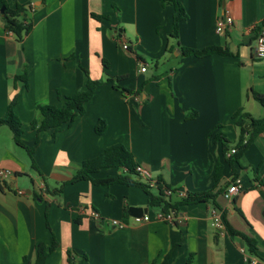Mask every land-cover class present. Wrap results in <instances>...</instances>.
<instances>
[{
  "label": "crops",
  "instance_id": "1",
  "mask_svg": "<svg viewBox=\"0 0 264 264\" xmlns=\"http://www.w3.org/2000/svg\"><path fill=\"white\" fill-rule=\"evenodd\" d=\"M4 1L11 9L34 3L33 28L22 41L0 18V118L17 99L22 140L35 147V167L11 130L1 127L0 168L13 175L0 184V264H36L38 246L50 248L54 240L58 247L46 264H162L168 256L169 264H264V133L239 163L228 162L240 138L234 116L264 117L252 96H264V59L255 55L264 0H177L188 15L178 38L172 37L175 9L161 0ZM224 15L234 25L218 33ZM214 46L231 54L183 55L186 48ZM108 78L123 79L118 89L97 88L85 113L61 130L32 129L37 105L62 107L66 97L87 89L89 79ZM100 120L107 124L102 135L95 130ZM116 144L151 172L157 186L161 180L170 187L174 201L211 191L221 166L218 211L257 241V255L250 256L240 237L214 229L212 202L182 207L178 224H169L158 219L163 212L149 206L142 187L67 184L85 161ZM120 173L104 169L94 179ZM236 180L244 191L227 200L224 193ZM131 208L144 213L134 217ZM114 220L126 227L116 228Z\"/></svg>",
  "mask_w": 264,
  "mask_h": 264
},
{
  "label": "trees",
  "instance_id": "2",
  "mask_svg": "<svg viewBox=\"0 0 264 264\" xmlns=\"http://www.w3.org/2000/svg\"><path fill=\"white\" fill-rule=\"evenodd\" d=\"M163 6H173L175 9L174 14V30L172 33L173 38H178L179 35V26L180 23L188 19V15L182 4L177 0H161ZM5 9L4 16L1 17L4 20L6 29L13 33L19 41H22L25 36L30 34L33 28V24L30 18V11L26 5H17L14 9L8 7L7 3L4 0H0V11ZM96 19H103V17H97ZM261 30H259L260 32ZM258 32V33H259ZM231 53L221 47H209L205 49L195 50V49H183V55L187 57H194L197 59L208 58L214 55H223L228 56ZM123 78L112 79L108 78L105 81H95L89 79L87 84V89L85 91L78 92L72 97L65 98V104L62 107H56L52 105H37V118L32 122V128L37 130L38 133L44 131H53L58 132L66 124H69L77 115H83L85 113V105L89 103L100 86L104 84H110L114 88L118 89L116 85L117 81L122 80ZM124 90V89H123ZM126 91V90H124ZM127 92V91H126ZM253 98L264 107V96L252 93ZM17 99H14L9 105L5 115L0 118V128L7 127L13 133L14 141L16 145L21 148H24L29 154L32 165L35 167V161L33 159V154L35 147H27L22 140L23 129L22 123L18 116L15 113ZM239 111L234 119L236 121L237 127L240 129V138L239 142L235 145L236 154L231 155L228 158V162L233 166L236 163H239L240 159L248 149V147L253 143V141L261 134L264 133V117L261 119H253L249 114L242 113ZM197 115V114H196ZM96 133L102 135L107 130V124L104 120H100L96 125ZM39 141L36 142V146ZM138 164L135 161L134 155L122 144H116L107 148L99 157L85 161L78 172L74 175L73 179L67 184H76L81 181H90L94 185H113V184H122L126 186H139L144 188L148 195V203L151 208H161L163 214H169L171 211L179 214L180 210L184 206H194L198 204H204L212 202L217 210H221L219 205L216 202L218 196L222 191L217 190L220 181L222 179V167L219 166L215 176V186L211 191L202 192V193H188L185 197L174 201L171 198L167 197L165 194L166 190L171 188L165 186L163 181H158V195L151 193L149 185L146 182H142V179L137 172ZM104 169H116L121 172L113 178L96 180L94 175L99 173ZM136 177L139 180H136ZM67 184H64L60 188L53 191V194H60L63 191V187ZM230 186H228L229 188ZM227 188V189H228ZM227 233L231 236L240 237L246 245L248 253L250 256L257 255V241L253 238L247 236L244 233L234 230L228 223L225 221ZM178 224V223H177ZM58 247V243L54 240L52 246L47 248L44 244L38 246V256L36 264H46V260L50 254H52ZM71 256V255H70ZM169 256L165 258L162 264H169ZM72 264V260H70Z\"/></svg>",
  "mask_w": 264,
  "mask_h": 264
},
{
  "label": "built area",
  "instance_id": "3",
  "mask_svg": "<svg viewBox=\"0 0 264 264\" xmlns=\"http://www.w3.org/2000/svg\"><path fill=\"white\" fill-rule=\"evenodd\" d=\"M29 9H34V3H30V5L28 6ZM0 18H1V13H0ZM234 25V20L230 15H224L222 16L219 20H218V24H217V32L218 33H224L228 30H230ZM123 49L125 51H130V46L125 43L122 45ZM255 55L257 58L259 59H264V28L261 29V31L259 32L258 36H257V45H256V49H255ZM141 72L142 73H146L147 72V66L144 65L141 68ZM236 154V150L233 149L231 151V155ZM137 172L138 175L140 176V178L145 181L149 187L151 188H155L157 186L156 181L154 180L151 172L141 166H138L137 168ZM13 175V172L11 170L8 169H4V168H0V184H4L7 180H9L11 178V176ZM244 191L243 186L241 184L240 181L236 180L232 185H230V187L227 189V191L224 193V197L227 200H233L234 197L238 196L240 193H242ZM20 194H23V192H19ZM165 194L167 197H171L173 195V192L170 190H166ZM93 216L96 219H100V216L97 213H93ZM211 218H212V226L214 227V229H216L218 232H220L221 234H225L227 233L226 230V224L222 218V214L219 213L218 210H213L211 213ZM158 219L161 221H164L166 223L169 224H175L179 221V217L178 214L175 213L174 211H171L169 214H160L158 216ZM144 221H148L149 217L145 216L143 218ZM140 221V220H138ZM113 225L116 228H120L123 229L126 227V225L122 222L113 221ZM255 260H252V263H254Z\"/></svg>",
  "mask_w": 264,
  "mask_h": 264
},
{
  "label": "water",
  "instance_id": "4",
  "mask_svg": "<svg viewBox=\"0 0 264 264\" xmlns=\"http://www.w3.org/2000/svg\"><path fill=\"white\" fill-rule=\"evenodd\" d=\"M1 15L4 16L5 13V9L2 8L0 11ZM144 213V211L140 210V209H136V208H131L130 209V214L134 217H139Z\"/></svg>",
  "mask_w": 264,
  "mask_h": 264
},
{
  "label": "rangeland",
  "instance_id": "5",
  "mask_svg": "<svg viewBox=\"0 0 264 264\" xmlns=\"http://www.w3.org/2000/svg\"><path fill=\"white\" fill-rule=\"evenodd\" d=\"M151 63V62H150ZM33 129V128H32ZM31 130V129H30ZM151 192L158 193L154 188L150 189Z\"/></svg>",
  "mask_w": 264,
  "mask_h": 264
}]
</instances>
